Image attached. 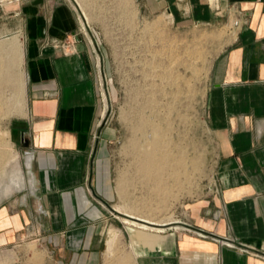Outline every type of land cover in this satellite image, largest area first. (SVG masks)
<instances>
[{"label": "crops", "instance_id": "1", "mask_svg": "<svg viewBox=\"0 0 264 264\" xmlns=\"http://www.w3.org/2000/svg\"><path fill=\"white\" fill-rule=\"evenodd\" d=\"M4 1L0 66L19 84L11 130L34 184L0 204V244L34 230L69 264H103L118 196L116 131L102 92L108 51L79 12L85 0ZM135 1L178 27L232 26L206 80L216 145L210 191L188 204L181 228L136 243L134 263L264 264V0Z\"/></svg>", "mask_w": 264, "mask_h": 264}, {"label": "rangeland", "instance_id": "2", "mask_svg": "<svg viewBox=\"0 0 264 264\" xmlns=\"http://www.w3.org/2000/svg\"><path fill=\"white\" fill-rule=\"evenodd\" d=\"M85 2L88 11L84 5L82 10L96 33L91 32L93 41L104 46L110 57L109 69L102 71V92L106 120L110 119L116 131L111 146L112 174L120 194H116L109 224L119 230V236L111 257L106 246L103 264H135L136 243L181 228L188 204L210 191L216 145L205 118L206 80L214 57L230 41L232 25L183 28L167 14L147 15L135 0ZM78 9L83 16L79 5ZM0 68V181L7 180L20 163L28 181L12 193L17 195L32 188V174L27 154L11 130L13 115L22 106L19 84L12 85L15 71ZM155 123L161 128L156 134ZM152 131L160 134L158 146ZM179 148H185L188 162L181 169L184 178L175 183L173 197L168 198L153 190L154 166L146 173L143 159L145 154L154 156L159 151L158 156L173 164ZM35 232L0 244V264H69L61 247L39 239Z\"/></svg>", "mask_w": 264, "mask_h": 264}, {"label": "bare ground", "instance_id": "3", "mask_svg": "<svg viewBox=\"0 0 264 264\" xmlns=\"http://www.w3.org/2000/svg\"><path fill=\"white\" fill-rule=\"evenodd\" d=\"M214 2V0H213ZM0 48H2L0 46ZM2 67V66H0ZM5 67V66H4ZM3 68V67H2ZM1 69V68H0ZM4 70V68H3ZM1 72V71H0ZM3 72V71H2ZM5 74V73H4ZM2 73V75H4ZM1 75V73H0ZM5 77V76H4ZM145 121V120H144ZM151 123V122H150ZM151 126V125H149ZM160 127L158 126V124H154V133L157 132L159 133L160 132ZM147 132V131H146ZM151 134L153 133L150 132ZM149 134V132H148ZM156 134V133H155ZM155 134H152L154 138V145H157V143H159V136L155 135ZM155 135V137H154ZM149 137V136H148ZM147 137V138H148ZM149 137V138H151ZM148 138V139H149ZM151 140V139H150ZM151 140V141H152ZM147 141V140H146ZM148 142V141H147ZM147 142L145 144V146H148L147 145ZM150 144V141L148 142ZM135 144V143H134ZM142 145V144H141ZM140 145V146H141ZM162 146V145H160ZM181 147V146H180ZM185 147V146H184ZM145 148V147H144ZM151 148V147H150ZM157 148V147H156ZM159 148V147H158ZM157 148V149H158ZM162 148V147H161ZM156 149V150H157ZM180 150L178 151L179 152V156L176 157L174 159V162L173 164H170L168 163V158L167 157H160L158 156V152L154 154V156L151 154V153H148L147 155L145 154V159H143V164H144V171L146 173L150 172L149 171V166H154V185H155V188L156 189H153L155 190V193H156V190L158 193H162L163 195H166L168 198L169 197H173V190H174V185L175 183H179L180 180H182L184 178V175L185 173L183 172V170L181 171V169H183V167L185 165H187V158H186V152H185V148H179ZM141 150V149H140ZM146 150V148L144 149ZM155 150V151H156ZM163 150H164V147H163ZM168 151V150H167ZM153 152V151H152ZM166 152V151H165ZM169 153V152H168ZM173 154V153H172ZM160 155V154H159ZM166 155V154H165ZM178 155V154H177ZM136 157V156H135ZM144 158V156H143ZM198 159V157H196ZM200 159V158H199ZM140 160V159H139ZM172 160V159H171ZM137 161V159H136ZM190 161V159H189ZM198 161V160H197ZM194 162V160H193ZM137 163L139 164V161H137ZM199 163V162H198ZM170 164V165H169ZM30 162H29V167L30 168ZM140 168V167H139ZM187 168V167H186ZM151 169V168H150ZM187 170V169H186ZM148 171V172H147ZM145 173L144 176H146L147 174ZM153 173V172H152ZM144 174V173H143ZM33 175V174H32ZM142 175V174H141ZM142 178V177H141ZM150 179V178H149ZM120 180V179H119ZM28 180H26V176L24 174V171H23V168L21 166L20 163H17L14 168L12 169L11 171V174L9 176V178L7 180H2L0 181V201L6 197V196H11L12 193L18 189H22L26 186V183H27ZM168 181H171V183H169ZM30 183L31 185L34 184V179H33V176L31 177L30 179ZM121 183V182H120ZM30 185V184H29ZM151 185V184H150ZM149 185V186H150ZM180 186V185H179ZM34 187V186H33ZM152 188V186H150ZM154 188V187H153ZM124 189V188H123ZM125 190V189H124ZM127 189L124 191L126 193ZM150 193V191H149ZM153 193V192H152ZM153 193V194H155ZM120 194V193H118ZM127 194V193H126ZM152 194V196H153ZM158 195V194H157ZM126 203V202H125ZM109 229V228H108ZM119 236V230L116 228V227H111L108 231V239H107V256L111 257L113 255V248H114V245H115V242H116V239L118 238Z\"/></svg>", "mask_w": 264, "mask_h": 264}, {"label": "built area", "instance_id": "4", "mask_svg": "<svg viewBox=\"0 0 264 264\" xmlns=\"http://www.w3.org/2000/svg\"><path fill=\"white\" fill-rule=\"evenodd\" d=\"M83 13V12H82ZM83 18H84V20L86 21V23H87V25L89 26V23L87 22V20H86V17H85V15H84V13H83ZM97 46H98V44H96Z\"/></svg>", "mask_w": 264, "mask_h": 264}]
</instances>
